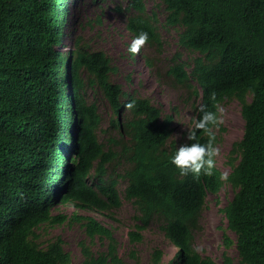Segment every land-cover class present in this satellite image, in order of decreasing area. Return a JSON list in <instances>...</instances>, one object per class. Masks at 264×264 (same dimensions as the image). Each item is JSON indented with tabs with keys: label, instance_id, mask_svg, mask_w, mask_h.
I'll use <instances>...</instances> for the list:
<instances>
[{
	"label": "trees",
	"instance_id": "16d2710c",
	"mask_svg": "<svg viewBox=\"0 0 264 264\" xmlns=\"http://www.w3.org/2000/svg\"><path fill=\"white\" fill-rule=\"evenodd\" d=\"M127 1L132 37L145 31L148 44L161 45L156 13L148 14L144 0ZM161 1L164 23L179 26V43L198 53L190 71L180 52L168 69L188 89L192 76L200 89L190 129L202 116L201 105L217 113L226 98L241 104L243 132L230 150L239 157L229 158L227 179L235 192L222 210L242 264H264V0ZM66 2L0 0V264H74L61 237L41 245L37 227L64 221L65 215L52 212L58 202L109 217L121 204L117 177H106L117 153L99 139L101 116L83 95L86 82L102 91L111 124L128 135L122 150L129 166L118 175L126 178L124 196L137 209L130 240H140L142 229L160 217L165 236L177 248L170 264H218L193 251V232L200 227L207 193L223 185V172L215 164L211 176L181 175L171 163L181 145L206 144L209 137L197 131L196 141L186 137L177 144L173 112L115 82V67L103 50L85 49L76 40L72 50L61 52ZM215 131L213 126L214 145ZM91 175L95 181H89ZM72 217L89 240L98 237L107 245L95 253L80 240V264H122L109 227L90 213ZM223 241L229 245L232 238L225 235ZM159 256L154 250L155 262ZM222 262L232 264L225 253Z\"/></svg>",
	"mask_w": 264,
	"mask_h": 264
},
{
	"label": "rangeland",
	"instance_id": "374dc122",
	"mask_svg": "<svg viewBox=\"0 0 264 264\" xmlns=\"http://www.w3.org/2000/svg\"><path fill=\"white\" fill-rule=\"evenodd\" d=\"M144 2L148 14L155 12L157 15L156 26L160 33L161 45L147 43L136 56L128 52L133 37L126 27V20L133 10L129 8L127 0H67L61 26L63 37L57 48L61 52H68L78 40L85 49L103 50L115 67L111 74L115 82L121 83L127 92L147 96L164 110L173 112V139L177 144H182L196 115L200 89L192 76L189 79L192 86L188 89L186 85L178 83L168 73V69L173 63L174 54L180 52V60L185 62L186 69L190 71L192 60L198 53L179 43V26L164 23L166 10L161 0ZM82 75L87 80L85 71H82ZM83 95L88 102L96 104L100 113V141L105 148L117 153L114 160L107 165L106 177H117L121 204L114 209L113 217H109L97 211L76 208L72 203L58 202L52 212L65 215V219L62 222L40 224L36 230L38 242L45 245L52 238L60 236L63 247L70 252L74 264H80L83 257L78 245L80 240L89 244L95 253L106 250L107 245L103 239L96 237L89 240L81 224L72 217L74 212L90 213L111 229L116 239V252L122 264H170L177 248L165 236L163 220L160 217H154L142 229L140 240H130L128 231L135 229L137 209L136 205L124 196L126 178L118 175L129 166L126 153L122 150V142L128 139V135L121 133L116 125L111 124V110L98 87L86 82ZM219 109H222L224 114L222 122L215 126L218 136L215 146L219 149L215 164L223 173H229V158L233 157L236 162L239 157L238 153L231 154L230 150L234 142L240 140L243 132L241 104L236 98H226L220 103ZM126 112L125 110L124 113ZM89 181H95L92 175ZM234 192L235 188L229 181H224L218 192H208L200 212V227L193 232L194 245L203 249L200 254L211 257L218 264H223V253L231 258L232 264H242L235 245V234L228 227L222 210ZM225 235L232 238L231 244L225 245ZM156 249L160 251L157 262L153 260V251Z\"/></svg>",
	"mask_w": 264,
	"mask_h": 264
},
{
	"label": "clouds",
	"instance_id": "9594fccd",
	"mask_svg": "<svg viewBox=\"0 0 264 264\" xmlns=\"http://www.w3.org/2000/svg\"><path fill=\"white\" fill-rule=\"evenodd\" d=\"M149 35L145 31H141L128 47V52L133 56L139 55L141 49L148 43ZM214 99V94H213ZM134 107L132 102L126 105V108L131 109ZM202 116L195 122L194 127L187 131V139L196 141V132L202 131L209 140L206 144L199 142H192L190 144L181 145L177 148L175 154L171 157V163L179 169L181 175H188L191 173L194 177L201 175L211 176L215 167V157L219 155V149L214 145V133L212 127L217 126L223 120V110L217 109V113L207 110L205 105L200 106ZM228 173H222L220 176L221 181H227ZM203 249L195 246L193 251L200 253Z\"/></svg>",
	"mask_w": 264,
	"mask_h": 264
}]
</instances>
